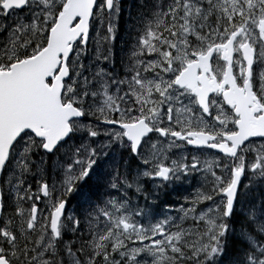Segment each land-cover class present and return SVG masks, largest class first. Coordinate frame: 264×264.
Masks as SVG:
<instances>
[{
    "label": "snow or ice",
    "instance_id": "snow-or-ice-1",
    "mask_svg": "<svg viewBox=\"0 0 264 264\" xmlns=\"http://www.w3.org/2000/svg\"><path fill=\"white\" fill-rule=\"evenodd\" d=\"M124 11L0 0V264H264V0Z\"/></svg>",
    "mask_w": 264,
    "mask_h": 264
},
{
    "label": "flooded vegetation",
    "instance_id": "flooded-vegetation-1",
    "mask_svg": "<svg viewBox=\"0 0 264 264\" xmlns=\"http://www.w3.org/2000/svg\"><path fill=\"white\" fill-rule=\"evenodd\" d=\"M201 178V175H194L191 178H187L183 182H177L175 185H170L166 190V193L161 194L158 202H160V204L175 203L178 200L177 192L179 190L194 187L198 182H200ZM181 185L184 188H181ZM187 196H189V194H187Z\"/></svg>",
    "mask_w": 264,
    "mask_h": 264
},
{
    "label": "trees",
    "instance_id": "trees-1",
    "mask_svg": "<svg viewBox=\"0 0 264 264\" xmlns=\"http://www.w3.org/2000/svg\"><path fill=\"white\" fill-rule=\"evenodd\" d=\"M133 2H134V0H132ZM133 4V3H132ZM130 6H131V4H128L126 7H125V13H126V16H125V14H124V16H123V20H122V22H121V28H120V35H119V38H118V43H119V45L121 44L122 45V47L121 48H123L124 46H127L128 45V43H129V40L131 39V36L132 35H129L128 34V25H127V23H126V21L128 20V10H129V8H130ZM132 11H133V13L135 12V9H132ZM127 27V35H124V33H125V28ZM119 59H120V55H119V58H118V56H117V60L119 61Z\"/></svg>",
    "mask_w": 264,
    "mask_h": 264
},
{
    "label": "rangeland",
    "instance_id": "rangeland-1",
    "mask_svg": "<svg viewBox=\"0 0 264 264\" xmlns=\"http://www.w3.org/2000/svg\"><path fill=\"white\" fill-rule=\"evenodd\" d=\"M124 14H125V16H126L125 11H124ZM124 35H127V27L125 28V33H124ZM132 42H133V36H131V39L129 40L128 45H127V46H124L123 48L126 49V48H127ZM121 47H122V45H121V44L119 45V43H118V41H117L116 46H115V51H116V54H117L118 58H119V55H120V57L124 55V53L121 51ZM120 52H121V53H120ZM117 68L119 69L120 67H117ZM192 176H194L193 173L190 174L188 178H191ZM201 183H202V182H200V183L198 184V186H199ZM181 188H184V187L181 185ZM177 193H178V192H177ZM181 201L184 202V199H182ZM176 204H177V203H176ZM176 204H174L175 206L173 205L172 208H178V206H176ZM169 208H171V207H168L166 210H168Z\"/></svg>",
    "mask_w": 264,
    "mask_h": 264
},
{
    "label": "bare ground",
    "instance_id": "bare-ground-1",
    "mask_svg": "<svg viewBox=\"0 0 264 264\" xmlns=\"http://www.w3.org/2000/svg\"><path fill=\"white\" fill-rule=\"evenodd\" d=\"M121 53V52H120ZM143 203V202H142ZM160 206L162 205V204H160V202H157Z\"/></svg>",
    "mask_w": 264,
    "mask_h": 264
}]
</instances>
